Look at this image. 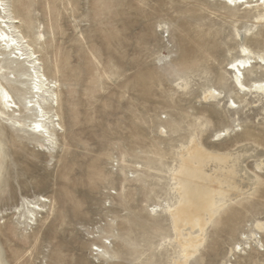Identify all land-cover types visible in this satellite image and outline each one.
<instances>
[{"label": "rangeland", "instance_id": "rangeland-1", "mask_svg": "<svg viewBox=\"0 0 264 264\" xmlns=\"http://www.w3.org/2000/svg\"><path fill=\"white\" fill-rule=\"evenodd\" d=\"M7 2L31 43L45 35L34 48L56 83L59 107L48 111L63 127L49 150L0 116L1 264H175L166 206L176 201L173 173L193 139L230 155L221 166L235 169L242 193L231 194L189 264H264V231L256 229L264 222V173L256 169L264 98L239 93L227 71L242 44L264 52L257 12L223 0ZM15 78L2 82L23 109L30 84ZM261 80L264 65L245 72L247 84ZM211 88L223 99L205 103ZM229 101L239 108L230 111ZM226 129L230 136L216 140ZM41 198L34 224L26 210Z\"/></svg>", "mask_w": 264, "mask_h": 264}, {"label": "bare ground", "instance_id": "bare-ground-1", "mask_svg": "<svg viewBox=\"0 0 264 264\" xmlns=\"http://www.w3.org/2000/svg\"><path fill=\"white\" fill-rule=\"evenodd\" d=\"M223 2L235 8L240 6L255 10L257 16L254 24H264V3L261 0H234L231 5L227 0ZM7 3V0H0V116L8 119L9 123L21 132L29 131L32 135L41 138L43 144L50 150L55 144L54 133L63 126L54 121L58 114L52 116L51 111H48L59 107L56 83L44 73L40 56L34 48V44L42 45L46 42L45 35L42 32L36 33L34 42L31 43L18 31L17 25L20 22L11 14ZM251 30L252 28H248L247 34ZM238 53L239 57L235 58L227 69L231 74L232 85L239 93H255L264 98V80L253 81L250 84L245 82V72L253 69L255 64L264 65V52L255 53L250 47L242 44ZM10 72L17 73L18 78L15 79L20 85L26 82L30 84L32 99L23 109L17 106L11 92L2 82V79H7V74ZM222 99L223 93L214 88L205 92L203 97L205 103ZM229 104L230 111L239 108L235 101H229ZM29 114H35V119L27 125ZM227 136H230L229 129L219 132L216 140L223 141ZM220 153L208 151L195 139L183 148L181 163L173 173L176 201L166 206V212L173 220L175 239L180 249V257L175 264L190 263L200 252L205 240V232L211 221L226 209L232 193L241 192V186L236 182L238 174L235 169L221 166L229 163L230 155ZM4 159L5 154L0 143V179L5 168ZM212 162L217 163L218 167L208 172L206 168ZM256 169L264 173V163L258 164ZM44 202L46 201L41 198L38 203L28 205L27 220L37 223V213L44 211ZM155 208L158 209V206ZM256 229L264 231V222H258ZM238 246L242 245L238 244Z\"/></svg>", "mask_w": 264, "mask_h": 264}, {"label": "snow or ice", "instance_id": "snow-or-ice-1", "mask_svg": "<svg viewBox=\"0 0 264 264\" xmlns=\"http://www.w3.org/2000/svg\"><path fill=\"white\" fill-rule=\"evenodd\" d=\"M261 2L264 3V0H261ZM227 3H228L229 5H231V4L234 3V0H227ZM233 107H235V105H233ZM239 250H240L239 248L236 249V251H239Z\"/></svg>", "mask_w": 264, "mask_h": 264}]
</instances>
